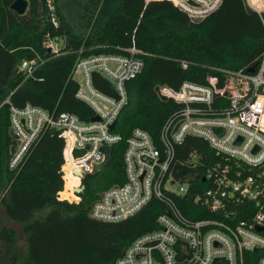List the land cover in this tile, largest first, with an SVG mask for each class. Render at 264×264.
<instances>
[{
	"label": "trees",
	"instance_id": "trees-1",
	"mask_svg": "<svg viewBox=\"0 0 264 264\" xmlns=\"http://www.w3.org/2000/svg\"><path fill=\"white\" fill-rule=\"evenodd\" d=\"M13 1L0 0V203L11 221L22 224L26 247L19 250L18 235L9 226L0 228V241L10 247L12 264H115L137 236L157 227L156 216L163 211L162 203L154 199L134 216L117 222L89 216L90 204L99 193L124 180V139L139 127L159 145L163 123L182 108L172 99L162 100L155 91L158 84L174 89L186 80L211 85L214 77L220 87L225 75L219 68L248 72L258 63L264 51V11L248 14L242 0H221L217 9L196 23L170 0H52L59 22L53 26L47 0H27L23 14L11 9ZM47 34L58 44L57 50L43 44ZM131 45L140 50L144 64L126 83L127 103L113 129L122 140L114 145L107 163L83 179L81 200L74 203L58 197L63 186V139L55 130H45L11 167L6 98L15 106L30 102L50 113L66 110L88 120L91 109L75 96L77 83L71 76L75 61ZM36 57L41 59L38 67L24 78L18 64ZM93 80L104 92L114 94L100 74H93ZM194 151L201 165L191 172L189 195L174 198L185 215L197 219L211 216L192 196L205 188L201 178L214 151L203 138L186 136L176 146V166L180 169L179 161ZM74 182L69 176L66 187ZM245 217L238 214L239 219ZM245 264L256 263L247 259Z\"/></svg>",
	"mask_w": 264,
	"mask_h": 264
},
{
	"label": "built area",
	"instance_id": "built-area-1",
	"mask_svg": "<svg viewBox=\"0 0 264 264\" xmlns=\"http://www.w3.org/2000/svg\"><path fill=\"white\" fill-rule=\"evenodd\" d=\"M170 1L190 21L194 17L204 19L221 3ZM246 1L254 12L264 11V0ZM47 9L50 22L58 26L52 0H47ZM43 44L57 50V43L48 34ZM120 49L79 57L74 63L71 76L77 83L75 96L91 109L88 120L66 110L50 113L30 102L15 106L6 98L4 102L10 104L9 131L17 140L12 143L11 167L45 130H55L63 139V186L64 179L68 182V177H72L75 182L68 190L81 200L83 179L104 161V147L111 146L113 152L114 145L122 140L113 129L127 103L126 83L143 68L140 50L135 45ZM40 61L38 57L23 59L17 70L28 78ZM218 70L225 75L220 87L214 77L210 78L211 85L186 80L177 89L166 84L156 86L159 97L182 104L178 113L163 123L159 145L139 127L124 139V180L99 193L90 204L89 216L117 222L134 216L154 199L162 203L163 211L156 216L157 227L137 236L115 264H245L247 259L264 264V229L257 230V226H264V51L253 72ZM95 73L113 81L114 94L95 85ZM76 74L80 75L79 82ZM186 136L203 138L214 151V158L202 175L205 188L192 196L211 214L209 217L193 219L185 215L179 200L174 198L189 195L190 180L194 177L191 172L201 165L200 155L194 151L179 161L180 169L176 166V146ZM177 170L183 171L176 174ZM176 183L177 188H172ZM58 197L66 200L60 190ZM239 213L246 217L239 219ZM255 251L257 254H249Z\"/></svg>",
	"mask_w": 264,
	"mask_h": 264
},
{
	"label": "rangeland",
	"instance_id": "rangeland-1",
	"mask_svg": "<svg viewBox=\"0 0 264 264\" xmlns=\"http://www.w3.org/2000/svg\"><path fill=\"white\" fill-rule=\"evenodd\" d=\"M60 43V41H59ZM55 46H58V44H54ZM66 180L64 179V186L62 187V189L60 190V194L66 198L67 201L69 202H74V203H78L79 200H77V198H75L73 195H71L70 190H68V188L66 187ZM172 188H177V183L172 186ZM63 192H65L66 194H62ZM2 226H9L11 228H13L17 235H18V247L20 251H23L26 247V242H25V235L23 233L22 230V224L11 221L5 214V211L0 203V228ZM0 264H12L10 261V247L7 246L6 244L2 243L0 241Z\"/></svg>",
	"mask_w": 264,
	"mask_h": 264
},
{
	"label": "water",
	"instance_id": "water-1",
	"mask_svg": "<svg viewBox=\"0 0 264 264\" xmlns=\"http://www.w3.org/2000/svg\"><path fill=\"white\" fill-rule=\"evenodd\" d=\"M243 1V4H244V8H245V11L248 13V14H253L254 13V10L248 5L247 1L246 0H242ZM28 5V1L27 0H14L11 4V9H13L14 11H16L18 14H23L26 10V7ZM203 19L200 18V17H194L192 18V21L193 22H201ZM256 69V64H254L253 66H251L248 71L250 72H253L254 70ZM102 77L104 79H106L109 84H110V87L111 89L113 90L114 89V83L111 79H109L106 75H102ZM75 79L79 82L80 81V75L79 74H76L75 75ZM158 88L155 87V91H157ZM160 98L162 100H166V97L164 96H160ZM93 120H96L98 119L97 117H93L92 118ZM114 124H111L110 125V128H113ZM9 135L12 139V142H17V140L13 137V133L12 131L10 130L9 131ZM240 139H238L237 143H239ZM104 150H105V159L102 163L100 164H97L94 166V169H93V172L95 173L98 169H100V167L105 164L109 158L111 157V153H112V147L111 146H105L104 147ZM13 152V146L11 147V153ZM78 173V171H76ZM202 180H204V177H202ZM264 229V226H257V230H263ZM124 252V251H123ZM122 252V253H123Z\"/></svg>",
	"mask_w": 264,
	"mask_h": 264
}]
</instances>
